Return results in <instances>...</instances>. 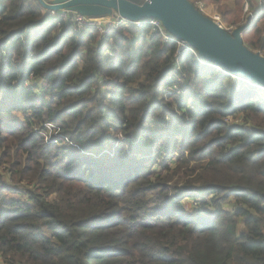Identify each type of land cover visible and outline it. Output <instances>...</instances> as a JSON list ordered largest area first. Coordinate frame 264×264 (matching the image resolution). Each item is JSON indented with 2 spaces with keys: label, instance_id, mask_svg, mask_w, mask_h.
I'll use <instances>...</instances> for the list:
<instances>
[{
  "label": "trees",
  "instance_id": "trees-1",
  "mask_svg": "<svg viewBox=\"0 0 264 264\" xmlns=\"http://www.w3.org/2000/svg\"><path fill=\"white\" fill-rule=\"evenodd\" d=\"M239 81L150 25L0 0L1 264H264V87Z\"/></svg>",
  "mask_w": 264,
  "mask_h": 264
},
{
  "label": "water",
  "instance_id": "water-1",
  "mask_svg": "<svg viewBox=\"0 0 264 264\" xmlns=\"http://www.w3.org/2000/svg\"><path fill=\"white\" fill-rule=\"evenodd\" d=\"M48 12H76L90 18L113 14L131 22L159 21L180 42V50H191L211 66L241 80L264 87V56L247 47L243 33L248 24L225 29L200 13L189 0H38Z\"/></svg>",
  "mask_w": 264,
  "mask_h": 264
},
{
  "label": "built area",
  "instance_id": "built-area-1",
  "mask_svg": "<svg viewBox=\"0 0 264 264\" xmlns=\"http://www.w3.org/2000/svg\"><path fill=\"white\" fill-rule=\"evenodd\" d=\"M47 1V0H46ZM50 1V0H49ZM195 8L206 16L205 12V6L200 3L196 4ZM43 9V8H42ZM45 10V9H44ZM249 10V7L246 6V11ZM45 12L49 15H51V21L55 22L57 19L63 20L65 23H67L69 26H71L76 32H88L91 30L97 31L100 34L107 33L109 28H117V27H129V26H135L138 28H142L144 25H150L154 28V30L161 33V35L164 38V41H175L171 35H169L165 29L163 28L162 24L157 20H146L145 22H131L127 19L121 18L117 14H113L111 16L105 17V18H90L83 16L81 14H78L76 12L73 13H67V12H60V13H51L45 10ZM212 19V18H211ZM214 21H216L218 24H220L222 27L224 25L222 24L220 18L218 16L213 18ZM57 27H60V24H57ZM225 29H227L225 27ZM229 30H233L230 28ZM180 45V49L182 47L181 43L178 42Z\"/></svg>",
  "mask_w": 264,
  "mask_h": 264
},
{
  "label": "rangeland",
  "instance_id": "rangeland-1",
  "mask_svg": "<svg viewBox=\"0 0 264 264\" xmlns=\"http://www.w3.org/2000/svg\"><path fill=\"white\" fill-rule=\"evenodd\" d=\"M192 2H194V4L198 5L200 3H202L205 6V12H206V16L210 17V18H214L216 16H218L222 22V24L224 25V28H232L233 30L244 26L246 24H248L249 19H251V22L253 21V19L255 18L256 14L259 13L261 11L262 8V4L260 0H254L253 4L255 5V8H252L250 2L244 1L241 5V7L237 4L236 0H191ZM246 6L249 7V10L246 11ZM41 7V6H40ZM43 12H45L44 9H42ZM236 21V25L231 26L230 23L232 21ZM230 26V27H228ZM260 28L261 30H263L264 32V21H262L260 23ZM260 38V35L255 37V41H258V39ZM255 52H259L257 50H254ZM260 54L264 55V53H262L261 51L259 52ZM220 71V70H219ZM233 79H235L236 81L238 80V82H240L239 80H241L240 78L237 77H233ZM244 81L243 85H252V83L248 80H242ZM253 86V85H252ZM190 202H192L190 200ZM191 208H188V211L190 212ZM192 211V210H191ZM2 262V259L0 257V264Z\"/></svg>",
  "mask_w": 264,
  "mask_h": 264
}]
</instances>
